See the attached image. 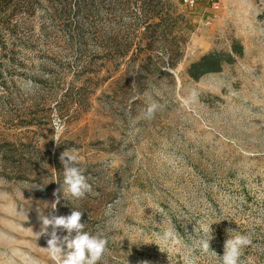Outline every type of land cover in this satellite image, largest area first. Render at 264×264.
Segmentation results:
<instances>
[{
	"label": "rangeland",
	"instance_id": "obj_1",
	"mask_svg": "<svg viewBox=\"0 0 264 264\" xmlns=\"http://www.w3.org/2000/svg\"><path fill=\"white\" fill-rule=\"evenodd\" d=\"M170 2L190 23L181 56L170 52L175 34L135 28L128 13L69 17L62 5L59 16L55 0L40 2L27 34L48 42L0 46V264H54L49 237L37 236L40 212L73 208L85 231L109 237L101 264H221L229 230L264 246V0L194 12ZM73 30L81 40L71 52L64 35ZM234 44L243 54L233 64L199 81L187 74ZM153 99L163 109L148 120ZM66 150L93 191L79 200L61 191L52 210ZM207 225L217 256L197 245ZM248 257L264 264L259 251L244 249Z\"/></svg>",
	"mask_w": 264,
	"mask_h": 264
},
{
	"label": "trees",
	"instance_id": "obj_2",
	"mask_svg": "<svg viewBox=\"0 0 264 264\" xmlns=\"http://www.w3.org/2000/svg\"><path fill=\"white\" fill-rule=\"evenodd\" d=\"M42 0H0V46L6 48L8 42L12 41L13 44L17 42H34L47 41L49 38L46 33L35 40V35L30 37L27 35L30 30L34 31L33 20L34 11L40 6ZM51 1V0H44ZM70 1V2H69ZM57 3L58 15L61 16L63 9L59 6L65 5L67 8L68 16H96L99 13L105 12L114 17H123L128 13L135 20V28L138 26H146L145 30H150L153 27V35L158 33V30L167 37L174 35L172 38V46L170 52H176L181 56L183 47L188 41V30L190 29L188 21L185 20L183 15L178 14L176 7L170 1L164 0H55ZM12 8L15 14L10 17L7 10ZM74 8L76 11L74 12ZM25 11L24 15H18ZM47 13V12H46ZM260 19L264 21V12L260 15ZM152 20H158L157 24H150ZM31 26V29L29 27ZM67 33V32H66ZM54 39L59 40V36H53ZM65 42L74 52V46L81 40L80 35H76L75 30L64 35ZM164 49V48H163ZM82 52V49L76 50V55ZM123 56L126 55V48L119 51ZM243 54V47L238 44L232 46L231 52H211L204 55L199 61L191 64L187 74L199 81L203 76L211 73H218L222 70L225 64H233L235 56ZM177 60L170 64L171 67H176ZM6 74V71H0ZM59 105V104H57ZM59 107V106H58ZM63 112V110H61Z\"/></svg>",
	"mask_w": 264,
	"mask_h": 264
},
{
	"label": "clouds",
	"instance_id": "obj_3",
	"mask_svg": "<svg viewBox=\"0 0 264 264\" xmlns=\"http://www.w3.org/2000/svg\"><path fill=\"white\" fill-rule=\"evenodd\" d=\"M162 58L167 60L163 51L158 53ZM163 109V105L158 100H151L147 104L143 116L145 119L151 120L158 111ZM57 131L56 128H54ZM57 144L58 141H56ZM60 161L64 166L63 183L54 193L56 200L52 203V210H55L59 203V194L62 191L64 198L68 196L79 200L83 199L87 194L92 193L93 187L88 182V178L79 164V157L74 152L66 150L60 155ZM83 212L72 209L69 215H44L40 212L41 231L37 232V236L46 235L47 247L45 251L50 256L54 264H101L105 254L109 251V237L103 232L90 233L85 231V223H82ZM211 225V224H210ZM206 226L207 238H201L197 241L198 247L202 252L208 253L210 250L211 228ZM49 228L51 231H49ZM65 230L67 235L62 238L58 235V230ZM75 233V235H73ZM231 233H236L232 235ZM165 237L175 240L176 235L173 232H165ZM252 248L264 254V246L254 244L252 234H241L237 231L229 230V238L224 243V254L220 257L221 264H254L252 257L242 259L244 249ZM211 253L215 256L214 251ZM32 264H39L38 261H32Z\"/></svg>",
	"mask_w": 264,
	"mask_h": 264
},
{
	"label": "built area",
	"instance_id": "obj_4",
	"mask_svg": "<svg viewBox=\"0 0 264 264\" xmlns=\"http://www.w3.org/2000/svg\"><path fill=\"white\" fill-rule=\"evenodd\" d=\"M164 1H174L189 12H194L205 4L208 5L210 9L214 11H219L222 3V0H164ZM207 24L211 25L212 23L208 20Z\"/></svg>",
	"mask_w": 264,
	"mask_h": 264
}]
</instances>
